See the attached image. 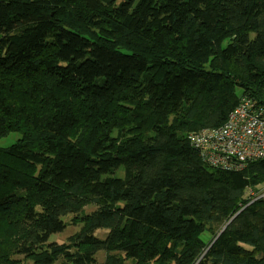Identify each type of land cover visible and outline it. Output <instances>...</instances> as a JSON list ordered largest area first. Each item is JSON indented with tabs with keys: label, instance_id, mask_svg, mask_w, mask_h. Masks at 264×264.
Returning <instances> with one entry per match:
<instances>
[{
	"label": "trees",
	"instance_id": "obj_1",
	"mask_svg": "<svg viewBox=\"0 0 264 264\" xmlns=\"http://www.w3.org/2000/svg\"><path fill=\"white\" fill-rule=\"evenodd\" d=\"M241 96L264 0H0V264H264V161L189 143Z\"/></svg>",
	"mask_w": 264,
	"mask_h": 264
},
{
	"label": "built area",
	"instance_id": "obj_2",
	"mask_svg": "<svg viewBox=\"0 0 264 264\" xmlns=\"http://www.w3.org/2000/svg\"><path fill=\"white\" fill-rule=\"evenodd\" d=\"M201 161L219 171H242L248 163L264 159V105L241 96L224 123L189 136ZM248 198L256 197L247 189Z\"/></svg>",
	"mask_w": 264,
	"mask_h": 264
},
{
	"label": "rangeland",
	"instance_id": "obj_3",
	"mask_svg": "<svg viewBox=\"0 0 264 264\" xmlns=\"http://www.w3.org/2000/svg\"><path fill=\"white\" fill-rule=\"evenodd\" d=\"M15 135H10L8 136L7 138L5 139H1L0 140V146H8L10 145L14 139H15ZM251 189V188H249ZM254 194H256V197L258 196H262L264 197V182L262 181L261 183H259L257 185L256 188H254ZM248 191V190H246ZM248 197V196H246ZM94 210V206H86L83 210V212H91ZM72 218V216H69V217H66V221L70 220ZM81 225H77V226H68L64 231H62L61 233H58V234H54V235H51L49 237V242H54L56 244H64V243H68V239L70 236H72L73 234H75L76 232L79 231ZM106 233V230H96L94 232V235L96 237H100L102 238L104 235L103 233ZM212 238V237H211ZM210 237L208 236H205L204 237V241H207V240H211ZM15 259L17 260H21L22 257L21 256H17V257H14ZM96 258H97V263H101L103 258H104V254L102 251L98 252L97 255H96ZM26 264H32L30 261L29 262H26ZM54 264H70V263H66L64 262L62 259H59L57 262H55Z\"/></svg>",
	"mask_w": 264,
	"mask_h": 264
},
{
	"label": "water",
	"instance_id": "obj_4",
	"mask_svg": "<svg viewBox=\"0 0 264 264\" xmlns=\"http://www.w3.org/2000/svg\"><path fill=\"white\" fill-rule=\"evenodd\" d=\"M262 104L264 105V99H263V101H262ZM263 161H264V159H263Z\"/></svg>",
	"mask_w": 264,
	"mask_h": 264
}]
</instances>
